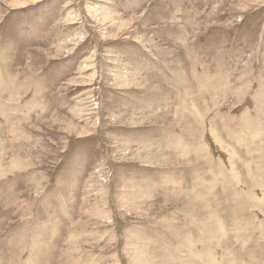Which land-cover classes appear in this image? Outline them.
Wrapping results in <instances>:
<instances>
[{
	"label": "rangeland",
	"instance_id": "obj_1",
	"mask_svg": "<svg viewBox=\"0 0 264 264\" xmlns=\"http://www.w3.org/2000/svg\"><path fill=\"white\" fill-rule=\"evenodd\" d=\"M0 264H264V0H0Z\"/></svg>",
	"mask_w": 264,
	"mask_h": 264
},
{
	"label": "bare ground",
	"instance_id": "obj_2",
	"mask_svg": "<svg viewBox=\"0 0 264 264\" xmlns=\"http://www.w3.org/2000/svg\"><path fill=\"white\" fill-rule=\"evenodd\" d=\"M17 3V2H16Z\"/></svg>",
	"mask_w": 264,
	"mask_h": 264
}]
</instances>
